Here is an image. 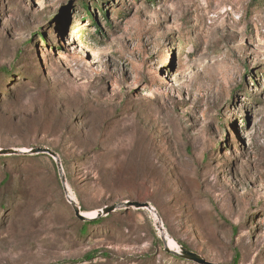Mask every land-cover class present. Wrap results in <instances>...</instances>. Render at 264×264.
<instances>
[{
  "label": "rangeland",
  "instance_id": "obj_1",
  "mask_svg": "<svg viewBox=\"0 0 264 264\" xmlns=\"http://www.w3.org/2000/svg\"><path fill=\"white\" fill-rule=\"evenodd\" d=\"M0 70V264H264V0H0Z\"/></svg>",
  "mask_w": 264,
  "mask_h": 264
},
{
  "label": "water",
  "instance_id": "obj_2",
  "mask_svg": "<svg viewBox=\"0 0 264 264\" xmlns=\"http://www.w3.org/2000/svg\"><path fill=\"white\" fill-rule=\"evenodd\" d=\"M19 154H28V155L46 154V155L50 156L55 161L59 173L62 170L60 160H59L58 156L56 155V153L47 149V148H34V149L28 150L27 152H22V151H17V150H12V149L0 150V155H19ZM61 183L62 184L64 183V179L62 176H61ZM69 203L71 205V208L73 210L75 217L78 218L80 221L86 220V217L84 215H82L80 208L77 206V204L70 199H69ZM130 208L152 210L151 206L148 203H138V202L126 201V202L121 203L119 205H113L111 207L103 208L100 211V214H98L95 219H97L101 216H106V215L114 212L117 209L128 210ZM162 240H165L164 237H162ZM177 245L179 247V251H172L168 248L167 245H165L164 251L168 254H172V255L182 259L183 261H188V262H192L195 264H213V263L206 261L201 256H199L198 254H195V253L189 251L185 247H183L179 244H177Z\"/></svg>",
  "mask_w": 264,
  "mask_h": 264
},
{
  "label": "trees",
  "instance_id": "obj_3",
  "mask_svg": "<svg viewBox=\"0 0 264 264\" xmlns=\"http://www.w3.org/2000/svg\"><path fill=\"white\" fill-rule=\"evenodd\" d=\"M93 3V2H92ZM82 4V7L84 8V10H85V13H86V16H87V18L90 20L91 19V17H90V12H89V9H88V6L85 4V3H81ZM91 21H92V19H91ZM93 22V21H92ZM94 23V22H93ZM0 74H4V77H3V79L5 80V85L7 86V87H10V86H12L13 85V83H12V79H11V77H10V75L9 74H7V72L5 71V70H0ZM30 157H33V156H30ZM37 157V156H36ZM4 158H6V156L4 157L3 155H0V163H3L4 162ZM20 158H26V157H22V156H17V155H10L9 156V159L10 160H19ZM8 175H4L3 177H2V180H1V184H2V186L3 185H6V183H7V181H8ZM80 210L82 211L83 210V208L82 207H80ZM100 222V220L98 219V220H92V221H85L82 225H80L79 226V228L77 229V234H78V236H84L85 234H86V232H87V224H96V223H99ZM87 223V224H86ZM157 242V244H158V240L156 241ZM181 246H183V247H185L183 244H181V243H179ZM186 248V247H185ZM187 249V248H186ZM98 256H100L99 255V252L98 251H91V252H89V253H87V254H85L84 255V257H83V261H85V262H91L92 260H94L95 258H97ZM170 257H172L173 259H175V260H179V261H183L182 259H180V258H178V257H176V256H174V255H169ZM103 258H106V255H104L103 256ZM238 260H239V256H238V254L237 253H235V255H234V257H233V260H232V262L230 263V264H237V262H238Z\"/></svg>",
  "mask_w": 264,
  "mask_h": 264
},
{
  "label": "bare ground",
  "instance_id": "obj_4",
  "mask_svg": "<svg viewBox=\"0 0 264 264\" xmlns=\"http://www.w3.org/2000/svg\"><path fill=\"white\" fill-rule=\"evenodd\" d=\"M71 200V199H70ZM73 201V200H72ZM83 215V214H82ZM168 248L170 249V250H173L174 251V248L172 247V245H170V244H168ZM176 249H177V247H175ZM175 249V250H176ZM177 251V250H176Z\"/></svg>",
  "mask_w": 264,
  "mask_h": 264
},
{
  "label": "built area",
  "instance_id": "obj_5",
  "mask_svg": "<svg viewBox=\"0 0 264 264\" xmlns=\"http://www.w3.org/2000/svg\"><path fill=\"white\" fill-rule=\"evenodd\" d=\"M155 216H156V214H155ZM157 217V216H156ZM159 222V221H158ZM160 223V222H159ZM157 224V223H156Z\"/></svg>",
  "mask_w": 264,
  "mask_h": 264
}]
</instances>
